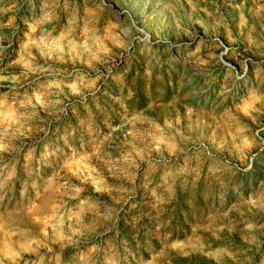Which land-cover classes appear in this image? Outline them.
<instances>
[{
    "label": "rangeland",
    "instance_id": "374dc122",
    "mask_svg": "<svg viewBox=\"0 0 264 264\" xmlns=\"http://www.w3.org/2000/svg\"><path fill=\"white\" fill-rule=\"evenodd\" d=\"M0 264H264V0H0Z\"/></svg>",
    "mask_w": 264,
    "mask_h": 264
}]
</instances>
